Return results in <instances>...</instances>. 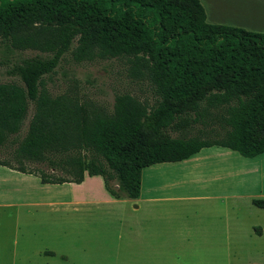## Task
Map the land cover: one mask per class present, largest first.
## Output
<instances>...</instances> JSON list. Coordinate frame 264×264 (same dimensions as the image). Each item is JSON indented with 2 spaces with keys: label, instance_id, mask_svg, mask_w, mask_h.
Segmentation results:
<instances>
[{
  "label": "trees",
  "instance_id": "1",
  "mask_svg": "<svg viewBox=\"0 0 264 264\" xmlns=\"http://www.w3.org/2000/svg\"><path fill=\"white\" fill-rule=\"evenodd\" d=\"M0 47L47 55L7 71L20 84H0V165L43 184L101 177L114 199H138L149 166L213 146L264 152V34L208 23L200 0H0ZM66 54L126 61L155 103L121 94L109 111L53 98L42 79ZM252 203L264 209V199Z\"/></svg>",
  "mask_w": 264,
  "mask_h": 264
},
{
  "label": "rangeland",
  "instance_id": "2",
  "mask_svg": "<svg viewBox=\"0 0 264 264\" xmlns=\"http://www.w3.org/2000/svg\"><path fill=\"white\" fill-rule=\"evenodd\" d=\"M212 2V12L209 11L208 4L202 2L204 7L206 5L210 21L215 10L218 21L216 24L239 26L264 33V0ZM239 20L246 24L241 26L233 23L240 22ZM37 57L47 58V55L32 50L6 51L0 47V84H20L18 79L9 77L7 71L24 60ZM129 68L124 60L76 63L70 54H66L54 73L44 76L42 81L45 90L53 98L65 95L81 104L96 105L109 111L113 109L116 96L121 94H130L150 106L153 105L156 98L149 83L132 77ZM33 113L34 107L31 105L16 142L26 134ZM214 127L219 129L216 124ZM200 128L202 127L198 126L197 130ZM1 158L7 159L6 153ZM27 166L32 171L47 170L45 165L36 163H28ZM111 185L114 186V182ZM16 187H19L17 182ZM41 187L37 176H23L19 199L7 195L0 202H46L51 199V193ZM63 208L66 211H62ZM54 209L33 205L0 207V264H124L123 250L127 239L121 224L124 218L123 206L102 203L97 206L69 205ZM52 210L55 213H51ZM245 222L254 223L251 218H246L238 231L233 227L228 232L222 229L223 232L221 230L218 237L215 227L201 224L197 245H183L181 255L176 257L175 263L167 259L164 264H264V237L256 235ZM63 229L67 230L64 235ZM122 233L123 237L120 236ZM44 248L56 249L60 257L48 258L40 254ZM139 252L142 256L145 250L140 248ZM133 264L158 263L154 258H144L135 259Z\"/></svg>",
  "mask_w": 264,
  "mask_h": 264
},
{
  "label": "crops",
  "instance_id": "3",
  "mask_svg": "<svg viewBox=\"0 0 264 264\" xmlns=\"http://www.w3.org/2000/svg\"><path fill=\"white\" fill-rule=\"evenodd\" d=\"M201 1L208 4L210 12L213 11L212 0ZM206 15L208 23L222 25L216 24L215 10L211 14V21L207 12ZM233 23L241 26L246 24L242 21ZM236 28L244 29L239 26ZM23 176L35 175L23 174L0 165V201H4L7 195L19 199ZM41 185L42 189L51 193V199L46 202H0V207L33 205L58 210V207L69 205H121L124 207L121 224L127 239L123 250L124 264H133L135 259L144 258H154L158 264L166 263L167 259L175 263L183 245H197L201 224L215 227L218 237L222 229L228 232L233 227L238 231L245 219L251 218L254 223L245 224L260 238L264 237V209L252 203L253 200L264 199V152L254 158H246L236 151L213 146L180 162L149 166L142 171L138 199H114L106 191L101 177L86 176L81 184ZM54 210L51 213H55ZM66 232L63 229L62 234ZM14 243L17 245L16 241ZM140 248L145 250L142 256ZM40 254L48 258L60 257L54 248H44Z\"/></svg>",
  "mask_w": 264,
  "mask_h": 264
}]
</instances>
